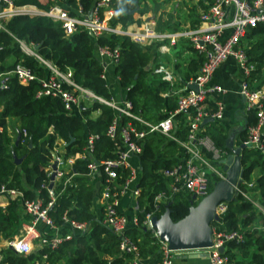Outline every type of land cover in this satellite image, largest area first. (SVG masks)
<instances>
[{
	"label": "trees",
	"instance_id": "16d2710c",
	"mask_svg": "<svg viewBox=\"0 0 264 264\" xmlns=\"http://www.w3.org/2000/svg\"><path fill=\"white\" fill-rule=\"evenodd\" d=\"M91 1L12 0L14 5L30 4L43 10L58 2L67 8L70 14H73L77 7L87 10ZM143 1L145 0H111L115 9L111 22L118 21L121 26L133 21L138 22L133 13L145 12V7L140 6ZM181 3L174 8V14H178L177 19L171 12L166 15L164 21L157 17L156 30L176 29L180 24L179 17L183 20L190 15L191 25L197 21L194 6ZM136 4L139 5L136 11L124 12V8L131 10ZM183 5L186 9L184 12L181 11ZM179 13L183 14L180 16ZM2 26L0 83L2 81L4 87H0V180L21 189L24 197L41 196L44 203L48 197L46 189L40 184L49 177L47 166L50 164L51 151L59 141H62L64 150L58 154L66 157L83 150L84 134L89 133L94 136L91 153L93 158L102 159L115 155V146L105 134L114 110L97 100L80 101V114L76 115L68 113L63 108L62 101L56 96H37L41 89L39 78L46 76L49 70L34 56L23 53L17 40L34 43L35 52L49 60L57 69L70 68L72 80L79 86L90 89L93 94L109 99L110 93L105 81L99 76L102 67L94 53L93 38L84 29H77L66 36L58 20L41 14H15L2 21ZM95 42L107 45L111 49L117 48L118 57L113 72L117 76L118 86L124 90V98L131 103L130 109L133 114L154 122L175 108V94L169 93L166 97L160 95L161 92L170 89L168 82L154 73L152 67L143 69L149 56L147 45L142 46L131 41L126 35L114 33L100 35ZM240 43L245 54V62L252 66L244 80L251 88L264 89V21L248 27L240 38ZM183 48L192 53L190 60L186 61L187 70H196L202 56L192 46L180 44L179 50L176 51L178 57ZM16 63L29 67L36 77L20 83L14 75L6 74ZM201 106L208 112L216 108L213 99L206 98L201 102ZM94 110H98V114L91 117L90 113ZM192 113L193 109L188 108L173 115L170 136L152 131L138 140L141 151L138 156L139 176L135 182L138 187L137 211L135 222L128 223L122 234L135 243L140 259L144 254L150 253L151 263L160 257L159 251L157 252L159 239L154 235V230L147 225L145 215L150 213L159 216L167 205L170 218L176 221L187 213L191 204L196 203L187 189L181 187L172 190L171 177L161 172V169L171 166L177 160L182 162L188 157V151L180 142L186 140L188 120ZM10 117L18 118L20 129L26 130V135H20L16 145H13L6 133V120ZM126 119H130L136 127H141L132 118L124 115L119 117L120 122H125ZM255 119V108H247L244 128L239 132L241 141L247 138V128ZM202 125L201 133L207 135L215 147L227 153L226 136L222 126L216 122ZM261 144L264 149V128ZM11 152L21 157L18 163L13 161ZM201 152L210 158V152L204 149H201ZM86 161L87 159L76 158L72 162L71 171L63 174L55 182L53 188L57 193L62 187V180L73 174L62 191L56 195L53 204L48 207L47 214L54 223L59 224L60 215L66 209L70 218L87 222V232L73 234L70 239L61 241L56 247L42 246L27 254L15 253L9 247L0 248L1 263L37 264L41 254L47 253L48 260L54 264H133L132 252L122 251L118 247L120 234L102 223L91 210L92 192L86 184ZM239 163L242 173L238 188L250 192L264 206V152L258 147L245 145L240 150ZM116 171V184L123 183L130 174V169L123 165ZM253 171H256L255 176H252ZM206 175L210 190L218 176L214 172H206ZM246 182H251V186L247 187ZM158 193H161V198L156 200L154 198ZM5 201V205L0 206V238L4 240L11 238L19 225L17 200L6 198ZM210 223L216 224L220 229H236L242 234L241 240L231 239L225 243L223 253L232 264H264V216L239 192L231 200L226 201V208L219 218Z\"/></svg>",
	"mask_w": 264,
	"mask_h": 264
},
{
	"label": "built area",
	"instance_id": "2783aa9c",
	"mask_svg": "<svg viewBox=\"0 0 264 264\" xmlns=\"http://www.w3.org/2000/svg\"><path fill=\"white\" fill-rule=\"evenodd\" d=\"M175 4L179 2L187 3L194 6L196 11V23L191 27H185L173 31L156 30L153 19L146 17L143 21L131 22L125 26H121L118 21L111 22L115 9L111 0H92L87 10L77 7L73 14H70L67 8L62 7L55 2L46 9H39L34 5H14L12 0H0V28L2 21L15 14L27 15H45L53 20L60 22L63 33L68 36L77 29H84L93 38L92 46L95 56L101 64V72L99 76L108 86L107 64H114L117 61L118 50L116 47L110 48L107 45H100L95 42L100 35L121 34L126 35L131 41L140 45L159 44L162 50L166 49L164 42L173 44L177 39H187L189 44L195 51L202 56L201 63L196 71L188 75L181 81V84L175 86L172 82V76L169 70L161 63L155 65L152 69L154 73L166 80L170 86L167 92L176 95V106L172 111H168L167 115L158 121H147L131 112V103L124 97L119 102H113L111 99H105L101 96L93 94L86 88L79 86L72 80L71 69H57L49 60L42 58L35 52L36 45L27 43L18 39L20 50L34 56L47 69L48 74L39 78L41 89L38 95L56 96L62 101L63 108L68 113L78 110L80 101L97 100L114 110V115L107 124L105 134L112 140L115 146V155L102 159H95L91 156L93 149V135L87 133L83 150L66 157H62L54 150L51 151L52 157L48 166L46 181H42L40 186L46 189L48 199L43 203L41 196L36 195L34 198L23 196L21 189L7 185L5 181L0 180V196L4 198H15L17 200V213L19 226L16 232L9 239L2 242V247H9L18 254H27L40 247H56L61 241L70 239L73 234L86 233L88 224L85 221H77L70 218L66 209L60 215L61 222L54 223L53 219L47 214L56 195L62 191L64 185L73 175L72 173L62 180V187L56 193L54 191L55 182L66 173L63 166L65 162L72 163L76 158L87 159L86 169L87 175L99 171L101 173V187L99 193L101 205L100 221L107 225L111 230L120 234L118 247L122 251L132 252L131 262L138 264L140 258L135 243L127 236L122 234L123 229L127 226V216L118 209L119 194L129 189L133 195H137L138 187L134 181V174L129 167L128 159L130 156H139L141 145L138 142L148 132H159L166 136L171 135L173 127V115L179 111L188 108L193 109L188 120V132L186 140L180 143L186 148L189 155L182 162L176 161L169 167L161 169L165 176L171 177L170 183L172 190L179 188L187 189L194 198L203 197L209 191L208 177L206 172H214L218 179L224 178L225 171L219 168L218 159L224 157L226 152L215 147L210 138L201 133V125L204 118L212 117L218 119L221 117L222 105L219 100H214L216 108L212 112L204 110L201 102L213 93L220 92L221 86L210 82L213 70L227 57H232L244 74L251 69V65L245 62V54L240 43V38L245 30L254 26L257 22L264 21V0H171ZM204 6V7H202ZM227 29L228 33L223 39L219 35L223 30ZM12 74L20 83H24L35 78V74L31 69L21 63H16L12 69L6 72ZM116 76V75H115ZM4 80V78H3ZM191 84L196 85V89L191 88ZM0 87H4L1 81ZM238 92L244 96L246 108H255V122L248 126L247 138L242 141L244 145L258 147L264 152L261 144L262 131L264 128V89L251 88L243 79L238 86ZM124 115L138 122L141 127H136L130 119L120 122L119 117ZM21 135H26V130L21 129ZM201 149L210 152V158L205 157ZM54 168H51V163ZM126 166L130 169V174L121 184L115 183L117 176L116 169L119 166ZM51 173H53L52 176ZM247 186H251V182H246ZM235 194L239 192L244 197H250V192L241 191L238 185L234 186ZM161 198V193L156 194V200ZM6 202V201H5ZM252 204L264 216V206L254 197ZM156 207V204H155ZM226 208V201L221 200L216 203L214 212L219 215ZM153 215L147 213L145 221L149 225V217ZM216 219V220H217ZM135 222V218L132 219ZM211 243L207 246V258L209 264H232L223 249L226 241L235 239L241 240L242 234L236 229H220L216 224L210 226ZM155 235V233H154ZM160 257L153 264H172L173 252L168 248L167 243L159 240ZM221 248V250H219ZM0 264L1 254H0ZM37 264H54L48 260L47 253H42Z\"/></svg>",
	"mask_w": 264,
	"mask_h": 264
},
{
	"label": "crops",
	"instance_id": "0c3cea01",
	"mask_svg": "<svg viewBox=\"0 0 264 264\" xmlns=\"http://www.w3.org/2000/svg\"><path fill=\"white\" fill-rule=\"evenodd\" d=\"M158 1L162 2L164 0H158ZM169 1L174 4V7L172 9L173 13L175 12L174 8L176 6H179V4L180 5L182 4L181 2L175 4V2L171 0H166L165 2L168 3ZM143 2H147V0ZM138 7L139 5L136 4L128 12L130 13L132 11H136ZM183 8L185 9V5L181 6V11H183L182 10ZM160 9L162 10L163 8H160ZM146 10H147V7H145V12ZM124 12L126 11L124 10ZM145 12H143L142 14L133 13L135 20L140 21V16H142ZM181 14L183 13H179L180 16ZM174 17L175 19H177L178 14L175 13ZM179 19H180V24L174 30L182 29L185 27H191L196 23L195 21L191 25L190 20L192 19V17L190 15L183 20L180 17ZM227 33H228L227 29L223 30L221 34L219 35L220 39H223ZM180 44H186L187 46H191L189 42L187 41V39H184V38H179L173 44H170V45L164 42V45L166 46L165 50L160 49L158 47L159 44L157 43L148 44L147 46L149 48L147 49V52L149 56H148L147 64L143 67V69H147L151 67L153 68L156 64L161 63L169 70L172 76V82L175 84V86L179 87V85L181 84V81L184 80L186 76L196 71V70L194 71L187 70L186 68L187 62H188L187 60H190L192 56V53L189 50H186L185 48H183L182 52H180V55L178 57L176 51L179 50ZM142 46H145V45H142ZM107 73H108V80H109V83L107 86L109 89V93H110L109 99H111L113 102H119L124 97V90L118 86L117 76H115L113 72V65L110 63L107 64ZM245 75L246 74H244L243 71L239 68L235 60L232 57H227L213 70L211 74V78H210V82L220 85L222 90L220 92L213 93L212 95L207 96L206 99L207 100L217 99L220 101L222 105L221 117L218 119L213 118L212 121H208V120L202 121V123L205 125L208 122H216L219 125H221L223 128V133L226 136L225 146L227 148L228 146L226 145V142L229 143L232 148H237L239 144L242 143L239 137V132L242 128H244L245 110L247 108H246V101H245L244 96L238 92V86H239V83L244 79ZM163 93L164 92H161L160 95L162 97H166L165 95H163ZM82 101L89 102V100H82ZM73 113H75L76 115H79L80 114L79 108L78 110L75 109ZM97 114H98V110H94L90 113V116L94 117ZM13 129L15 133L13 137H11V133H13ZM6 133L10 136L13 145H16L14 144V139L17 134H19V137L21 135V129H20L18 118L10 117L6 120ZM84 136H86V133L84 134ZM53 150L55 151V153H59V152L61 153L64 150V145L62 141H59V143L55 144V147ZM51 157H52V153H51ZM128 162L130 165L129 167L131 168V171L134 174V181L136 182L139 176L138 156H134V155L130 156L128 159ZM217 163L219 164V167L222 168V164L219 162ZM71 165L72 163L65 162L63 166L64 170L66 172L71 171ZM47 170H48V166H47ZM252 173H253L252 176H255L256 171H253ZM85 176L87 177L86 184L89 185L91 192H92L91 193V210L94 212L96 217L100 218L101 217V205H100L99 193H100V187H101V173L97 171L90 175L85 174ZM215 182H213V184ZM212 186L210 190L212 189ZM201 198L202 197L193 198V199H195L197 203ZM3 205H5V201H4V198L0 196V206H3ZM117 207L120 211H122L127 216L129 224L134 223L132 219L135 218V214L137 211L136 195H133L129 189L123 190L119 194ZM213 213H215L214 210H213ZM210 222H209V227L211 226ZM3 240L4 239L0 238V248L3 245L2 244ZM158 251L160 254L159 245H158L157 252ZM150 259H151V254L146 253L144 254V256L141 257L139 264H153L151 263ZM172 264H209L206 249L205 248H201V249L188 248V249L174 250Z\"/></svg>",
	"mask_w": 264,
	"mask_h": 264
},
{
	"label": "water",
	"instance_id": "95a60500",
	"mask_svg": "<svg viewBox=\"0 0 264 264\" xmlns=\"http://www.w3.org/2000/svg\"><path fill=\"white\" fill-rule=\"evenodd\" d=\"M128 12V9H124ZM196 89L195 84L190 85ZM212 121V117L204 118L203 121ZM19 134L14 139L17 144ZM229 152L218 159L225 171L224 178L217 180L210 191L204 195L196 204H191L187 213L180 219L173 221L169 216V208L165 205L163 212L159 215H151L149 217L150 228L154 230L155 236L167 243L171 250H180L188 248H206L211 243V232L209 222L217 219V215L213 213L217 202L221 200H231L235 195L234 186L241 181V167L239 163L240 150L245 146L240 143L237 148H232L226 142ZM13 161L18 163L21 157L15 156L11 152ZM54 168V163H51ZM51 173L50 176H52ZM194 196L192 195V199ZM221 250V248H219Z\"/></svg>",
	"mask_w": 264,
	"mask_h": 264
},
{
	"label": "rangeland",
	"instance_id": "374dc122",
	"mask_svg": "<svg viewBox=\"0 0 264 264\" xmlns=\"http://www.w3.org/2000/svg\"><path fill=\"white\" fill-rule=\"evenodd\" d=\"M141 5L143 7H147V10H146V12L142 16H140V21H143V19L148 16L151 19H153L154 24H156L158 18H159L160 21H164V20H166V18H167L166 15L168 13L171 12L174 15V13L172 11V9L174 7V4L172 2H170V1L168 3H166L165 1L159 2L158 0H147V2L141 3ZM160 8H163V10H161ZM159 9H160V11H159ZM182 10L185 11L184 8ZM158 15H160V16H158ZM173 15H171V16L173 17ZM111 91H112V89H111ZM14 133H15V131L13 129V133H11V137H13ZM241 191H245V190H241ZM244 198L247 199V200H249V201H253L254 200V196H252V194H250V197H246L245 196Z\"/></svg>",
	"mask_w": 264,
	"mask_h": 264
}]
</instances>
